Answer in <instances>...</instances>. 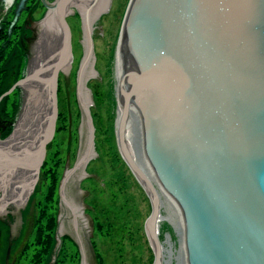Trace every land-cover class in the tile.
I'll list each match as a JSON object with an SVG mask.
<instances>
[{
    "label": "water",
    "instance_id": "obj_1",
    "mask_svg": "<svg viewBox=\"0 0 264 264\" xmlns=\"http://www.w3.org/2000/svg\"><path fill=\"white\" fill-rule=\"evenodd\" d=\"M123 22L117 134L153 264H264V0H133Z\"/></svg>",
    "mask_w": 264,
    "mask_h": 264
},
{
    "label": "rangeland",
    "instance_id": "obj_2",
    "mask_svg": "<svg viewBox=\"0 0 264 264\" xmlns=\"http://www.w3.org/2000/svg\"><path fill=\"white\" fill-rule=\"evenodd\" d=\"M61 1H0V141L14 132L25 104L20 78L51 47V35L48 33L47 38L48 29L44 27V5ZM123 4L120 0L111 1L93 18L92 57L81 84L93 129L85 110L72 103L78 65L87 43L78 8L74 4L67 7L64 17L70 29L74 60L61 64L60 72L64 74L57 80V116L50 138L44 143L46 152L35 184L23 204H7L0 211V264H13L12 260L14 264L154 263L145 231L152 212L150 199L132 174L115 138L116 103L110 79L115 82L114 47ZM89 144L87 158L78 164V157ZM159 224L164 233L161 221ZM45 235L50 236L53 252L48 259L44 257L49 244L46 247L39 242ZM158 237L163 254L162 239L159 234ZM21 251L24 255H20Z\"/></svg>",
    "mask_w": 264,
    "mask_h": 264
},
{
    "label": "bare ground",
    "instance_id": "obj_3",
    "mask_svg": "<svg viewBox=\"0 0 264 264\" xmlns=\"http://www.w3.org/2000/svg\"><path fill=\"white\" fill-rule=\"evenodd\" d=\"M74 1H76V3H74ZM111 1L114 2L117 0H62L61 2L63 5H55V2L50 3V5H44L47 8V11L43 15V18L45 17L44 27L48 29L46 34L47 38H50L48 36L51 35V47L49 52L43 56V58H40L35 66H32L31 69H28L23 78H20V83L23 84L26 93L24 97L25 104L17 122L15 123L14 132L8 138L0 141V211H3L7 204H12L14 206H20L23 204L26 201L31 188L35 184L40 161L43 158V154L46 152L44 143H46L48 138H50L49 136L51 135V131H53V125L55 122L54 120L57 116V102L59 100L57 94V80L59 79V76L64 74L60 72V69L62 68L61 64L65 65V63L70 59L74 60L70 43V29L64 17L67 14V7H70L72 4H74L72 6L78 8V12L82 17L81 21L83 23V31L85 33V39L87 43L86 47L84 48V55L80 60V65H78V80L75 82L76 89L74 88L75 91L72 98V103H75L76 105L78 104V106L80 105L82 109L85 110V112L88 114L89 127L93 129V117L90 114V111L87 109L81 84L85 74H87L86 69L90 62L89 59L92 57L93 37L91 34V27L93 25V18L96 15L99 16L102 7L108 6ZM120 1L124 3V13L121 18L122 20H120L121 23L118 29L116 46L114 47L113 66L115 82L113 83L110 79V86H112L110 89L113 88L112 93L114 102L116 103L115 129L120 128L117 88L121 37L125 24L123 20L126 11L129 10L133 0ZM71 18L74 19V17ZM40 20L38 25L40 24ZM26 65L28 66V63ZM91 96L94 97L92 93ZM92 135L93 134L91 133V137ZM118 135L119 134L116 133L115 138H118ZM117 140L118 139H116V141ZM89 149L90 144L87 146V149L78 157V164H81L87 158ZM131 172L139 183L140 178L137 176L135 171L131 170ZM58 181L60 183V177ZM35 192L37 193V190H35ZM63 201L67 207L72 209L71 203L66 200L65 197ZM148 216H150V213ZM155 219L154 228L156 232L154 233L156 237H158V234L160 235L162 239V242L160 243H162L163 247L164 233H161L160 231L159 226H161V224H159L160 219L157 215ZM37 225H39V223H37ZM39 226L45 227L42 224ZM46 231L48 232L47 226ZM49 235H45V238H41L39 240V242L44 244V246H46V243L49 244L48 248L50 249L46 251V257H44V259H48L50 254L52 255L53 253L51 252L52 247H50L51 243H49ZM148 243L150 244V241ZM20 253V255H24L25 252L23 253L21 251ZM53 258L55 257L53 256ZM12 262L14 264V260H12Z\"/></svg>",
    "mask_w": 264,
    "mask_h": 264
},
{
    "label": "trees",
    "instance_id": "obj_4",
    "mask_svg": "<svg viewBox=\"0 0 264 264\" xmlns=\"http://www.w3.org/2000/svg\"><path fill=\"white\" fill-rule=\"evenodd\" d=\"M52 169V168H51ZM47 171H52V170H47ZM48 176H50V175H48ZM50 219V218H49ZM48 225H51V224H48ZM47 225V227L49 228V226ZM42 248H44V247H42ZM43 251V250H42Z\"/></svg>",
    "mask_w": 264,
    "mask_h": 264
}]
</instances>
